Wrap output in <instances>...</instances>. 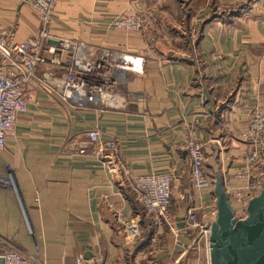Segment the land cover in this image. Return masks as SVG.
I'll return each mask as SVG.
<instances>
[{
  "label": "crops",
  "instance_id": "obj_1",
  "mask_svg": "<svg viewBox=\"0 0 264 264\" xmlns=\"http://www.w3.org/2000/svg\"><path fill=\"white\" fill-rule=\"evenodd\" d=\"M144 12L156 15L157 25L136 34L114 25ZM0 27L24 42L40 22L28 0H0ZM51 32L135 55L144 71L122 84L124 110L76 107L32 84L28 110L0 153V177L11 166L22 203L0 189L3 252L46 264H210L209 251L189 249L193 234L183 233L192 189L181 143L194 132L204 145L208 185L194 194L201 218L243 168L248 145L241 136L254 112L264 113V0H57ZM92 130L119 143L134 177L173 175L169 225L156 227L131 187L106 172L93 154L97 147L85 140ZM72 146L87 154H73ZM262 196L264 186L241 203L229 201L234 218L246 220ZM116 213L140 221L141 239H125Z\"/></svg>",
  "mask_w": 264,
  "mask_h": 264
},
{
  "label": "built area",
  "instance_id": "obj_2",
  "mask_svg": "<svg viewBox=\"0 0 264 264\" xmlns=\"http://www.w3.org/2000/svg\"><path fill=\"white\" fill-rule=\"evenodd\" d=\"M40 22L36 34L24 42L15 39V33L8 27H0V153L8 139L14 136L18 116L28 110L27 94L37 81L55 91L66 103L76 107H90L100 110H124L128 99L120 93L122 84L129 74L143 73V59L119 50L95 48L84 43L56 37L51 32L57 0H28ZM159 22L153 13H136L120 17L114 22L117 29L127 33L143 32ZM241 139L248 145L244 154L243 168L233 178L225 181L224 189L229 201L243 202L255 196L264 186V113L256 111L252 115L248 129ZM88 145H95L93 152L106 172L118 184L131 187L145 215L160 228L171 222L173 175L134 177L125 169L121 158L120 145L116 140L105 141L98 130L85 134ZM191 162L190 185L192 193L186 197L188 209L183 233H192L189 249L209 251L212 225L218 211L212 208L203 212L195 205L194 194L207 187L205 176L204 145L194 132L189 133L181 143ZM76 155H86L85 147L72 146ZM0 189L12 193L20 206L21 196L16 177L11 166L3 169ZM244 188H236L238 182ZM244 189V190H243ZM232 193V194H231ZM117 220L121 224L125 239L133 243L142 237L141 223L137 219L123 221L120 213ZM0 238V264H46L28 261L20 254L6 250L3 252ZM178 244V242L176 243Z\"/></svg>",
  "mask_w": 264,
  "mask_h": 264
},
{
  "label": "water",
  "instance_id": "obj_3",
  "mask_svg": "<svg viewBox=\"0 0 264 264\" xmlns=\"http://www.w3.org/2000/svg\"><path fill=\"white\" fill-rule=\"evenodd\" d=\"M216 194L218 216L211 229L210 264H264V196L250 203L246 220L237 221L225 189Z\"/></svg>",
  "mask_w": 264,
  "mask_h": 264
},
{
  "label": "rangeland",
  "instance_id": "obj_4",
  "mask_svg": "<svg viewBox=\"0 0 264 264\" xmlns=\"http://www.w3.org/2000/svg\"><path fill=\"white\" fill-rule=\"evenodd\" d=\"M250 1H252V0H250ZM214 4H215V2H214ZM214 6H215V5H214ZM214 6H211V10H212L211 13H213ZM217 7H218V4H217ZM224 10H226V9H224ZM208 11H210V6L208 7Z\"/></svg>",
  "mask_w": 264,
  "mask_h": 264
}]
</instances>
